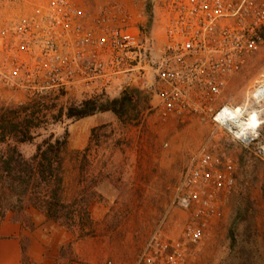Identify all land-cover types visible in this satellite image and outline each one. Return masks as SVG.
Segmentation results:
<instances>
[{
	"label": "built area",
	"instance_id": "1",
	"mask_svg": "<svg viewBox=\"0 0 264 264\" xmlns=\"http://www.w3.org/2000/svg\"><path fill=\"white\" fill-rule=\"evenodd\" d=\"M136 0H47L6 24L0 32L4 85L29 102L68 96H119L151 82L156 113L167 123L196 119L213 128L192 156L175 205L188 214L184 242L160 227L138 264H181L186 243L202 241L220 216L223 197L235 181L216 156L219 133L246 147L264 127V97L249 104H223L229 77L264 46V2L260 0H157L161 37L147 30ZM261 124L250 142L237 136L239 111ZM254 130V129H253ZM251 131V129H250ZM264 153V146L262 148Z\"/></svg>",
	"mask_w": 264,
	"mask_h": 264
},
{
	"label": "rangeland",
	"instance_id": "2",
	"mask_svg": "<svg viewBox=\"0 0 264 264\" xmlns=\"http://www.w3.org/2000/svg\"><path fill=\"white\" fill-rule=\"evenodd\" d=\"M46 1L0 0V32L6 24L31 13ZM156 1L136 0L147 30L159 38L162 25L154 8ZM263 82L264 46L238 73L228 78L223 104H249ZM132 88L149 98L148 108L132 124L120 122L113 113L98 114L74 124L66 117L54 123L51 116L60 109L79 105L89 98L68 96L60 103L50 98L39 102L51 110L38 116L50 125L48 131H37L40 136L37 142L51 133L68 140L63 153L64 200L78 203L86 194L93 203L95 216L102 217L94 219L95 229L85 239H78L68 230L73 240L62 249L65 264H138L160 227L167 238L175 243L184 242L188 214L175 205V200L192 156L214 128L196 119L173 118L164 123L156 113L159 100L151 82ZM26 104L33 105L25 94L6 87L0 72V107ZM86 123L98 125L93 128L96 132L87 154L85 149H76L73 133L76 129L81 131ZM217 141L215 154L231 168L235 188L222 198L221 214L211 223L206 237L198 243L184 245L181 264H264V127L259 140L250 147L226 132L219 133ZM20 149L27 158L36 151L34 145H23ZM4 180L0 172V188ZM2 191L3 188L0 195ZM4 192L10 204V188L5 187Z\"/></svg>",
	"mask_w": 264,
	"mask_h": 264
},
{
	"label": "trees",
	"instance_id": "3",
	"mask_svg": "<svg viewBox=\"0 0 264 264\" xmlns=\"http://www.w3.org/2000/svg\"><path fill=\"white\" fill-rule=\"evenodd\" d=\"M39 102L0 107V172L5 178L0 189L5 191V187L10 188V204H7L5 192L2 191L0 207L2 212L10 210L19 217H24L30 209L41 211L49 220L61 224L82 240L89 237L96 226L91 214V202L86 194L78 203L64 200L63 153L68 140L51 133L37 142L40 138L37 131H48L47 126L50 125L48 120L42 121L38 116L51 110V107ZM148 105L147 95L142 96L140 90L127 87L115 99L96 96L79 105L60 109L51 116L50 121L58 123L66 117L74 124L98 114L113 113L120 122L132 124L140 119ZM95 132L96 129H92V138L84 150L85 154L91 149ZM23 145H34L35 154L27 158L20 149Z\"/></svg>",
	"mask_w": 264,
	"mask_h": 264
},
{
	"label": "crops",
	"instance_id": "4",
	"mask_svg": "<svg viewBox=\"0 0 264 264\" xmlns=\"http://www.w3.org/2000/svg\"><path fill=\"white\" fill-rule=\"evenodd\" d=\"M96 126V123H86L81 131H73L77 150L89 146ZM92 206L93 203L92 218L101 220V216H95ZM72 240L68 229L49 220L41 211L30 209L24 217H19L10 210L2 212L0 207V264H65L62 249Z\"/></svg>",
	"mask_w": 264,
	"mask_h": 264
},
{
	"label": "bare ground",
	"instance_id": "5",
	"mask_svg": "<svg viewBox=\"0 0 264 264\" xmlns=\"http://www.w3.org/2000/svg\"><path fill=\"white\" fill-rule=\"evenodd\" d=\"M257 99H261L264 97V87L254 94ZM237 127H239V132H237V136H239L242 140L246 142H250L252 139V133L256 132L255 129L259 127L262 123L261 119L258 116V113L255 111L251 113V119L249 121L243 120L242 110L239 111L238 115ZM251 129V131H250ZM254 129V130H253Z\"/></svg>",
	"mask_w": 264,
	"mask_h": 264
}]
</instances>
